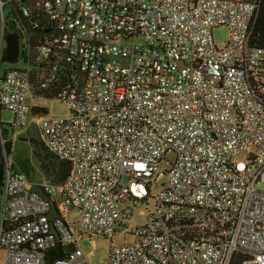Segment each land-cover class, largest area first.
<instances>
[{"label":"built area","instance_id":"obj_1","mask_svg":"<svg viewBox=\"0 0 264 264\" xmlns=\"http://www.w3.org/2000/svg\"><path fill=\"white\" fill-rule=\"evenodd\" d=\"M261 1L0 0V57L8 29L21 64L0 80V108L14 112L0 124V261L49 264L60 245L51 264H91L88 236L111 242L107 264H264ZM49 98L70 112L38 116L48 150L71 164L59 186L14 161L18 129L44 109L31 103Z\"/></svg>","mask_w":264,"mask_h":264},{"label":"rangeland","instance_id":"obj_2","mask_svg":"<svg viewBox=\"0 0 264 264\" xmlns=\"http://www.w3.org/2000/svg\"><path fill=\"white\" fill-rule=\"evenodd\" d=\"M8 12V9H7ZM13 29L10 28V32ZM2 33V24L0 23V39ZM214 39L217 45H221L224 42H227L229 39V31L227 28L220 27L214 30ZM0 57V78L3 76L4 72L12 67L21 66L20 63H16L10 65L8 63H1ZM31 104L39 105L40 107L46 109L48 111L47 117H68L70 115L69 109L66 104L61 103L55 100H36ZM14 122V112L0 108V124L3 126L5 130H9L11 124ZM38 125V116H30L29 123L26 127L20 128L17 131V147L14 154V161L19 167V164L28 160L30 165L35 169V174L33 176V180L37 182H45L42 177L40 167L38 162L34 159L33 149L30 144V138H40V133L37 128ZM172 159L171 157H169ZM160 185H156L151 190V196L155 198L160 191ZM258 189L264 190V183H261L257 186ZM150 199L148 204L144 203L136 208L134 212V218L131 222L132 226L135 225H143L145 223V213L148 209H152L154 205V199ZM72 218L76 219L77 215L73 214ZM121 241L120 237H116L114 243L117 244ZM79 246L83 250V252L88 256L91 264H107L109 258V252L111 247V242L106 238H95L84 236L79 240ZM4 256V255H3ZM0 264H4V257H2Z\"/></svg>","mask_w":264,"mask_h":264},{"label":"trees","instance_id":"obj_3","mask_svg":"<svg viewBox=\"0 0 264 264\" xmlns=\"http://www.w3.org/2000/svg\"><path fill=\"white\" fill-rule=\"evenodd\" d=\"M244 2H253L254 0H241ZM6 36L8 29H6ZM251 45L264 50V0L261 1L257 18L252 29ZM52 100V98H49ZM46 109H34L33 116H47ZM30 144L33 149L34 159L38 162L42 177L49 183L59 186L62 185L71 172V164L68 161L61 160L52 154L44 142L40 138H30ZM7 153L10 152V145L6 147ZM19 168L30 179H33L35 169L30 165L28 160H24L19 164ZM233 264H241L239 259L235 260Z\"/></svg>","mask_w":264,"mask_h":264},{"label":"water","instance_id":"obj_4","mask_svg":"<svg viewBox=\"0 0 264 264\" xmlns=\"http://www.w3.org/2000/svg\"><path fill=\"white\" fill-rule=\"evenodd\" d=\"M20 56V40L18 35L10 33L5 37V50L2 54L1 63H8L10 65H13L17 63ZM4 135H7V131L4 132ZM2 151L1 145H0V153ZM3 175H4V166L2 163H0V195H1V188L3 184ZM32 192H36L39 195H41L43 198L50 200L49 196L45 195L41 187L39 186H33ZM52 202V201H51ZM53 204L52 213L50 215V218L53 219L55 217V205ZM54 233L57 235V232L53 230ZM62 255L61 252V246L58 245L54 250H51L49 252V264H51L56 257H60Z\"/></svg>","mask_w":264,"mask_h":264},{"label":"crops","instance_id":"obj_5","mask_svg":"<svg viewBox=\"0 0 264 264\" xmlns=\"http://www.w3.org/2000/svg\"><path fill=\"white\" fill-rule=\"evenodd\" d=\"M7 70H8V69H7ZM7 70H6V71H7ZM6 71H5V72H6ZM5 72H4V74H5ZM4 74H3V75H4ZM2 77H3V76H1L0 80L2 79Z\"/></svg>","mask_w":264,"mask_h":264},{"label":"flooded vegetation","instance_id":"obj_6","mask_svg":"<svg viewBox=\"0 0 264 264\" xmlns=\"http://www.w3.org/2000/svg\"><path fill=\"white\" fill-rule=\"evenodd\" d=\"M1 154H2V151H1V153H0V159H1ZM0 163H1V161H0Z\"/></svg>","mask_w":264,"mask_h":264}]
</instances>
